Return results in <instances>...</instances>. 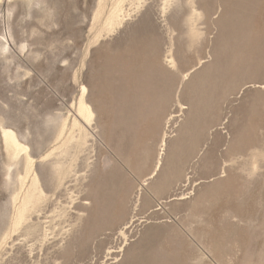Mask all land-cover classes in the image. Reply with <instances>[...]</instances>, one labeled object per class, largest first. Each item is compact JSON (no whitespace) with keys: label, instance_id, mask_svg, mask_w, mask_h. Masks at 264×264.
<instances>
[{"label":"rangeland","instance_id":"374dc122","mask_svg":"<svg viewBox=\"0 0 264 264\" xmlns=\"http://www.w3.org/2000/svg\"><path fill=\"white\" fill-rule=\"evenodd\" d=\"M115 2L0 0V264H264V0Z\"/></svg>","mask_w":264,"mask_h":264},{"label":"bare ground","instance_id":"6f19581e","mask_svg":"<svg viewBox=\"0 0 264 264\" xmlns=\"http://www.w3.org/2000/svg\"><path fill=\"white\" fill-rule=\"evenodd\" d=\"M122 2H123V0H116L115 4H114V6H113V8L109 14V17L107 18V21H106V25L108 27L112 28L118 22V17H119L120 11H121V5L123 4ZM78 111L84 117V119L87 122H90L92 120L93 112H92L91 108L87 104H85V102L83 100H81L79 103V110ZM64 126L65 125L62 124L61 131L63 130ZM1 135H2L3 142H4L5 150L8 153V156L10 158L11 166H16L18 163H20L18 161V158L21 155V153H24V158L22 160V164L24 167V173H25V175H29L32 172V166L33 165H32L31 158L29 157V154L26 151L27 150L26 147L22 146L18 142L16 136L10 130H3L2 129ZM165 136L166 135H163V138L161 140L160 151H162L163 147L165 146ZM159 164H160V159L156 162V165H155L153 171L149 175V178H151L153 175H155V172L158 169ZM9 177H10V175L7 174V178H9ZM40 192H41V190H40V186H39V181L37 180V178L35 176H32L29 187L26 189V191L22 195L21 199L19 200L17 196H15L12 199L13 202L18 201V200L20 201V205L17 209V223L18 224L21 223L26 218V214L29 211L32 204L35 201H36L35 202V204H36L40 200V198H41ZM120 234L122 236L124 235L122 233H120ZM118 252H120V250L114 251L111 253H118Z\"/></svg>","mask_w":264,"mask_h":264},{"label":"crops","instance_id":"0c3cea01","mask_svg":"<svg viewBox=\"0 0 264 264\" xmlns=\"http://www.w3.org/2000/svg\"><path fill=\"white\" fill-rule=\"evenodd\" d=\"M144 180H148V176H146Z\"/></svg>","mask_w":264,"mask_h":264}]
</instances>
